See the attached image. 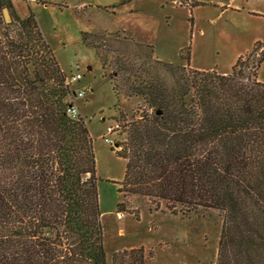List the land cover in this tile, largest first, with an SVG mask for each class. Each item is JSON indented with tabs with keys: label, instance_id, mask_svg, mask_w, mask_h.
I'll use <instances>...</instances> for the list:
<instances>
[{
	"label": "trees",
	"instance_id": "trees-1",
	"mask_svg": "<svg viewBox=\"0 0 264 264\" xmlns=\"http://www.w3.org/2000/svg\"><path fill=\"white\" fill-rule=\"evenodd\" d=\"M12 3L0 0V264H107L92 139L81 115L67 111L76 89L34 14L20 17ZM109 36L84 32L82 40L102 69L115 65L117 101L120 93L144 101L120 149L111 148L126 160L118 192L182 215L216 209V264H264V82L257 77L264 42L226 73L154 57L150 72L106 46ZM144 257L142 247L132 248L112 253L111 264Z\"/></svg>",
	"mask_w": 264,
	"mask_h": 264
},
{
	"label": "rangeland",
	"instance_id": "rangeland-1",
	"mask_svg": "<svg viewBox=\"0 0 264 264\" xmlns=\"http://www.w3.org/2000/svg\"><path fill=\"white\" fill-rule=\"evenodd\" d=\"M12 7L20 17L26 18L29 11L34 14L68 78L82 75L71 87L86 89L75 104L92 139L107 264H111L112 253L139 247L145 253L143 264H216L222 230L218 210L198 208L182 215L171 213L163 201L156 204L146 197L118 192L126 160L111 148L120 149L116 144L126 138V123L143 108L144 101L141 97L125 99L121 93L117 101L110 80L115 65L108 64L115 61L114 55L107 54L109 66L102 69L95 48L83 42L82 34L111 35L106 46L127 51L132 66L150 72L155 71L153 57L228 72L254 42H264V0H13ZM181 49L188 52L187 60L180 57ZM123 76L117 73L115 82L122 85ZM257 77L264 82V58ZM121 113L123 121L119 120ZM114 120L122 128L110 134L113 144L106 143L102 134ZM120 203L125 211L117 212Z\"/></svg>",
	"mask_w": 264,
	"mask_h": 264
},
{
	"label": "built area",
	"instance_id": "built-area-1",
	"mask_svg": "<svg viewBox=\"0 0 264 264\" xmlns=\"http://www.w3.org/2000/svg\"><path fill=\"white\" fill-rule=\"evenodd\" d=\"M82 77L80 73H77L76 75H72L71 78L66 76V83L67 84H73L72 81L78 80ZM86 89H80V90H75L74 95V101L70 102L67 106V111L69 112L70 115L72 116H78L79 115V110L78 107L75 104V101L77 100L78 97H83L85 95ZM121 123L117 120H114V122L105 128V132L102 134V138L106 143L113 144V140L110 138V134H112L114 131H120L121 130ZM118 216H120L118 214Z\"/></svg>",
	"mask_w": 264,
	"mask_h": 264
},
{
	"label": "crops",
	"instance_id": "crops-1",
	"mask_svg": "<svg viewBox=\"0 0 264 264\" xmlns=\"http://www.w3.org/2000/svg\"><path fill=\"white\" fill-rule=\"evenodd\" d=\"M192 67V66H191ZM193 68H195V67H193ZM196 68H198V69H200V70H208V69H212V68H201V67H196ZM222 73H226V72H222Z\"/></svg>",
	"mask_w": 264,
	"mask_h": 264
},
{
	"label": "water",
	"instance_id": "water-1",
	"mask_svg": "<svg viewBox=\"0 0 264 264\" xmlns=\"http://www.w3.org/2000/svg\"><path fill=\"white\" fill-rule=\"evenodd\" d=\"M5 14H6V16L8 17V19H9V15H8V11L5 9ZM116 146L118 147V145L116 144Z\"/></svg>",
	"mask_w": 264,
	"mask_h": 264
}]
</instances>
